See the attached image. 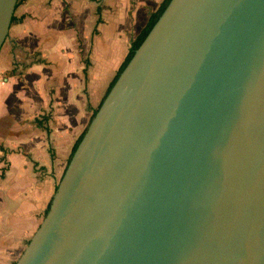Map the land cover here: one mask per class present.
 <instances>
[{
	"label": "water",
	"instance_id": "water-1",
	"mask_svg": "<svg viewBox=\"0 0 264 264\" xmlns=\"http://www.w3.org/2000/svg\"><path fill=\"white\" fill-rule=\"evenodd\" d=\"M15 264H264V0L169 2Z\"/></svg>",
	"mask_w": 264,
	"mask_h": 264
},
{
	"label": "crops",
	"instance_id": "crops-1",
	"mask_svg": "<svg viewBox=\"0 0 264 264\" xmlns=\"http://www.w3.org/2000/svg\"><path fill=\"white\" fill-rule=\"evenodd\" d=\"M162 2L18 1L0 50V264H15L41 225L75 143Z\"/></svg>",
	"mask_w": 264,
	"mask_h": 264
},
{
	"label": "trees",
	"instance_id": "trees-1",
	"mask_svg": "<svg viewBox=\"0 0 264 264\" xmlns=\"http://www.w3.org/2000/svg\"><path fill=\"white\" fill-rule=\"evenodd\" d=\"M19 1H22V0H19ZM170 1L171 0H163V2L160 4V6L158 7V9L156 11L150 13L149 19H148V22H147L146 26L142 29V31L140 32V34L133 40L132 45L130 47V50H129L126 58L124 59L123 63L121 64V66H120V68H119L116 76L112 80V82H111V84H110V86L108 88V91H107L105 97L107 96V94L109 93V91L112 89V87L114 86V84L118 80L120 74L123 72V70L125 69V67L129 63V61L131 60V58L134 56L136 50L141 46V44L143 43V41L145 40V38L147 37V35L150 33L151 29L156 24V22L158 21V19L160 18V16L164 12V10L166 9V7L168 6V4H169ZM105 97H104V99H105ZM104 99H103V101H104ZM103 101L101 102L100 106L102 105ZM100 106L94 111L91 120L95 117V115H96L97 111L99 110ZM86 131L87 130H85V132L82 134V136L75 143V145L73 147V150H72L71 158H72L74 152L76 151L79 143L83 139ZM71 158H70V160H71ZM57 188H58V186H57ZM57 188H56V190H57ZM49 208H50V205L48 207V210L46 211V215H47V213L49 211Z\"/></svg>",
	"mask_w": 264,
	"mask_h": 264
},
{
	"label": "rangeland",
	"instance_id": "rangeland-1",
	"mask_svg": "<svg viewBox=\"0 0 264 264\" xmlns=\"http://www.w3.org/2000/svg\"><path fill=\"white\" fill-rule=\"evenodd\" d=\"M68 9H69V16H70V25H73V27H74V29L76 30L77 29V27H78V25L77 24H75V23H72L71 22V20H73V14L75 13V11H74V8L72 7V3H70L69 5H68ZM75 7V6H74ZM88 13L86 14V15H88V16H90V18H88V19H84V29L86 28V30H87V28L92 24V17H91V13H90V10L89 11H87ZM78 29H80L79 27H78ZM79 43L81 42V41H78ZM82 53V52H81ZM27 245V244H26ZM13 263H16V261L15 262H13Z\"/></svg>",
	"mask_w": 264,
	"mask_h": 264
}]
</instances>
